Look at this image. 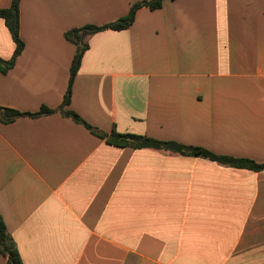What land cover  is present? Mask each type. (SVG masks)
Listing matches in <instances>:
<instances>
[{
	"label": "crops",
	"instance_id": "crops-1",
	"mask_svg": "<svg viewBox=\"0 0 264 264\" xmlns=\"http://www.w3.org/2000/svg\"><path fill=\"white\" fill-rule=\"evenodd\" d=\"M147 1H20L24 49L0 74V108L55 111L0 121V217L23 264H264V170L117 147L63 115L264 164V0L140 8L88 39L63 108L66 34ZM15 51L0 17V58Z\"/></svg>",
	"mask_w": 264,
	"mask_h": 264
},
{
	"label": "trees",
	"instance_id": "trees-1",
	"mask_svg": "<svg viewBox=\"0 0 264 264\" xmlns=\"http://www.w3.org/2000/svg\"><path fill=\"white\" fill-rule=\"evenodd\" d=\"M21 0H13L12 6L9 9L1 10L0 17L5 21L13 40L16 44V51L14 57L10 61H4L0 58V74L8 73L15 65L18 56L24 49V43L20 38V18H19V4ZM164 0H151L144 3H136L132 5L127 17L120 19L114 23L104 26H87L80 29H75L66 34V39L77 45L78 50L75 56L71 74L69 79L68 91L64 100L63 108L69 106L73 82L81 66V61L84 53L88 49V39L94 34L105 31L115 30L123 31L131 27L135 21L137 11L142 7H148L151 10H158L162 7ZM62 110V109H61ZM55 111L44 108L36 115H27L14 111L11 109L0 108V121L10 123L14 120L25 117H37L41 115H49ZM65 117L71 118L78 124L85 126L95 136L105 139L108 144L117 147H130L133 149H155L182 156L198 157L217 162L220 165L236 168L247 169L251 171H263L264 164L255 163L249 159L233 158L226 156H219L199 147L185 146L172 141H159L153 138L138 136V135H122L113 133L107 135L99 130L91 127L83 121L77 114L71 111H63ZM0 253L6 259L5 264H23L16 244L10 235L3 219L0 217Z\"/></svg>",
	"mask_w": 264,
	"mask_h": 264
}]
</instances>
